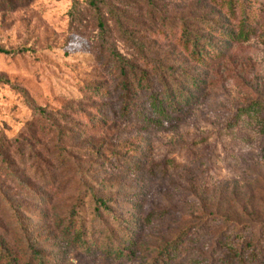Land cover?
<instances>
[{"label": "rangeland", "instance_id": "1", "mask_svg": "<svg viewBox=\"0 0 264 264\" xmlns=\"http://www.w3.org/2000/svg\"><path fill=\"white\" fill-rule=\"evenodd\" d=\"M0 46V264H264V0H0Z\"/></svg>", "mask_w": 264, "mask_h": 264}, {"label": "trees", "instance_id": "2", "mask_svg": "<svg viewBox=\"0 0 264 264\" xmlns=\"http://www.w3.org/2000/svg\"><path fill=\"white\" fill-rule=\"evenodd\" d=\"M14 1L19 3L20 1H23V0H14ZM246 30L248 31V17H247V15L244 16L243 19H242V26H241V29H240L239 33L237 34V36L246 37L247 36V31ZM183 34H184L186 43L187 42L191 43L192 49H193L192 51H193L194 54H197L198 57H200V58H203L204 56H206L207 52H205L203 50L204 47L199 44V41H198V39L196 38V36L194 35L193 32H191L190 30H185L184 29L183 30ZM231 35L234 37L235 34H231ZM206 41H209V40L206 39ZM210 43L211 42L209 41V45H210ZM0 52L1 53H8L9 51L4 49V48H2L0 46ZM34 109L36 110V109H39V108L38 107H34ZM97 201H99L100 205L106 206V202L102 198H97Z\"/></svg>", "mask_w": 264, "mask_h": 264}]
</instances>
